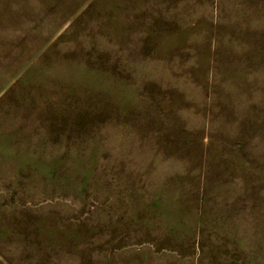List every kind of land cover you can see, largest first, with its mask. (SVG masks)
<instances>
[{
	"label": "rangeland",
	"instance_id": "1",
	"mask_svg": "<svg viewBox=\"0 0 264 264\" xmlns=\"http://www.w3.org/2000/svg\"><path fill=\"white\" fill-rule=\"evenodd\" d=\"M0 264H264V0H0Z\"/></svg>",
	"mask_w": 264,
	"mask_h": 264
}]
</instances>
